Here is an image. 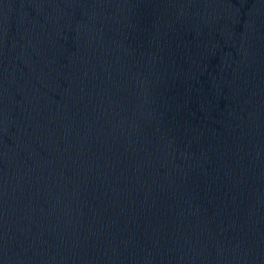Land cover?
Wrapping results in <instances>:
<instances>
[{
  "label": "water",
  "instance_id": "95a60500",
  "mask_svg": "<svg viewBox=\"0 0 264 264\" xmlns=\"http://www.w3.org/2000/svg\"><path fill=\"white\" fill-rule=\"evenodd\" d=\"M0 264H264V0H0Z\"/></svg>",
  "mask_w": 264,
  "mask_h": 264
}]
</instances>
